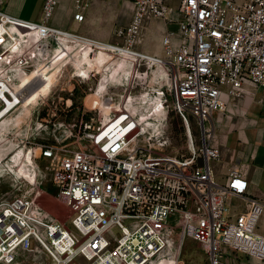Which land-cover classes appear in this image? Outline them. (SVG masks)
Returning a JSON list of instances; mask_svg holds the SVG:
<instances>
[{"label":"built area","instance_id":"built-area-1","mask_svg":"<svg viewBox=\"0 0 264 264\" xmlns=\"http://www.w3.org/2000/svg\"><path fill=\"white\" fill-rule=\"evenodd\" d=\"M72 1L73 18L82 21L93 0ZM5 2L0 70L9 62L8 26L47 37L74 35L51 23L58 0H43L36 20L5 12ZM130 2V23L117 35L123 49L140 58L148 56L131 47L146 21L177 23L178 35L166 32L160 43L188 152H166V137L137 139V122L127 112L113 114L108 124L88 123L84 136L96 154L82 153L57 178L70 227L32 197L0 199V264L24 258L28 264H192L182 257L187 239L200 246L207 264H231L240 253L264 262V234L257 230L264 198L250 195L241 169H229L220 182L210 164L221 154L212 144V116L227 107L222 95L234 101L257 94L264 105V0ZM9 81L0 75L1 107L12 98L1 90ZM55 149L44 145L41 154L54 157Z\"/></svg>","mask_w":264,"mask_h":264},{"label":"rangeland","instance_id":"rangeland-1","mask_svg":"<svg viewBox=\"0 0 264 264\" xmlns=\"http://www.w3.org/2000/svg\"><path fill=\"white\" fill-rule=\"evenodd\" d=\"M99 3L100 12H90L88 21L86 17L75 30L63 28L74 35L58 33L59 36L47 37V34L35 35L33 31L10 26L9 62L0 70L2 76L4 71H13L12 62L20 64L23 74L19 79H24L14 85L15 92L9 89L13 81L7 83L10 87L1 89L13 96L34 100L39 92L40 77L27 76V72L43 67L47 59L42 55L47 53L48 60L65 61L57 70L49 91L34 106L22 110L18 108L20 104H16L0 117V199L13 195L32 197L67 227H70V210L57 197V178L62 168L76 159H83L82 153L96 154L92 141L84 136V126L88 123L96 126L104 123V117L111 118L120 111L118 115L123 116L127 112L146 135L137 139L166 137L163 146L166 152H188L180 119L170 101L167 66L153 65L151 59L164 60L160 38L166 32L177 36V23L166 19L146 21L131 47L148 56L140 58L118 49L123 48L124 39L117 35V30L130 23V0H121L117 10L115 0ZM98 16L102 18L100 25L97 24ZM178 40L174 38V42ZM85 50L90 59L100 63L96 66L99 70L91 69L86 74L87 70L81 67L85 62ZM90 95L98 96L95 99L99 105L88 102ZM193 132L198 144L199 134L194 124ZM44 145L56 147L54 157L42 156ZM215 162L212 160L211 166ZM258 231L264 233V212L258 221ZM182 257L187 263L207 264L202 249L192 239L185 241ZM28 263L24 258L23 264Z\"/></svg>","mask_w":264,"mask_h":264},{"label":"crops","instance_id":"crops-1","mask_svg":"<svg viewBox=\"0 0 264 264\" xmlns=\"http://www.w3.org/2000/svg\"><path fill=\"white\" fill-rule=\"evenodd\" d=\"M101 1L93 0L91 8L88 7L83 20L76 21L73 18V1L58 0L51 23L60 28L75 30L77 24L83 22L86 17L88 21L90 12H100L99 2ZM115 1L118 6L117 10L120 8L121 0ZM42 3L43 0H6L3 10L23 19L36 20L39 17ZM97 19V24L100 25L101 16H98ZM85 54V62L81 67L86 69L87 73L91 69L99 70L96 66H99L100 63L90 59L87 50H85ZM101 56L103 59V53ZM246 89L250 92L253 90L249 86ZM222 97L227 100L225 111L215 112L212 116V144L218 147L221 153L220 158L215 160V164L211 166L215 178L222 182L229 169H241L245 173L250 195L264 198V105L257 101V94L253 96L251 93H245L234 101H228L226 94H223ZM230 262L231 264H264L263 261L242 253L236 255Z\"/></svg>","mask_w":264,"mask_h":264},{"label":"bare ground","instance_id":"bare-ground-1","mask_svg":"<svg viewBox=\"0 0 264 264\" xmlns=\"http://www.w3.org/2000/svg\"><path fill=\"white\" fill-rule=\"evenodd\" d=\"M9 27L10 26H8L6 28V31L8 33V43H9V34H10ZM88 43H90V42H88ZM9 48L11 49L12 47L8 46V51H9ZM118 49L124 50L123 48H118ZM47 52H48V50H47ZM38 53H41V51H39ZM36 54H34V55H36ZM42 56H44V58L47 59V63L43 64V67L34 68L30 72H27V76L28 75H38L40 77V87H39L38 95L33 100V99H29V98L24 97V96H13V94L11 93L12 94V98L8 99L4 103V106L0 107V117L3 116L7 112V110H9L8 108L11 105L15 104V103L20 104L18 108H20L22 110L30 109L32 106H34L37 103V101L42 96H44L49 91L52 83L55 80L57 70L60 68V66L64 65L65 61L64 62L63 61L60 62V61H57V59H54V58L48 60L49 53H47L46 55H42ZM151 59H152V64L153 65H156V63L161 64V65H166L164 60L155 59V58H151ZM11 65L12 66L10 68H13V71L12 72L4 71L2 76L5 77L8 81L10 80L11 82L12 81L15 82V83L12 82L13 84H12L11 87L9 85H6V86L10 87L9 89H11L13 92H15L14 85L19 83V82H21L24 79V78L19 79V78H21V76L23 74V70L20 68V66H19L20 64H18V63L16 64L15 62H12ZM2 88H4V87H2ZM97 97L98 96H96L95 98H97ZM95 98L93 97V95L92 96L90 95V97H88L87 100H88V102L90 101L91 105H93V104L94 105H99L100 102L98 101V99H95ZM110 119L111 118L104 117V124H108L110 122ZM137 129H138V132H137L138 136H140V135L146 136L144 134V132L142 131L141 127H138ZM29 150L30 149L28 148V153L30 155V151Z\"/></svg>","mask_w":264,"mask_h":264}]
</instances>
